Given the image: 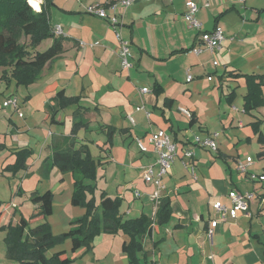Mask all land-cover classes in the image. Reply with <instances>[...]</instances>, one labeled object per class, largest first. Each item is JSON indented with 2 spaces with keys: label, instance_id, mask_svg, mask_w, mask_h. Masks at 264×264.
<instances>
[{
  "label": "crops",
  "instance_id": "crops-1",
  "mask_svg": "<svg viewBox=\"0 0 264 264\" xmlns=\"http://www.w3.org/2000/svg\"><path fill=\"white\" fill-rule=\"evenodd\" d=\"M63 1L69 5L78 0ZM189 1L200 5L196 16L203 23L202 30L211 31L216 26L224 29L220 48H206L199 38L200 30L186 22ZM44 2L40 5L36 0L38 10ZM91 3L109 7L108 14L117 15L122 22L117 28L131 41L132 65L122 67L119 38L107 19L73 6H60L66 11L50 9L53 26L65 23L62 28H69L63 52L44 66L35 82L23 85L27 92L21 99L17 96L23 116L0 103V264H8L5 227L18 223L22 216L30 218L40 207L32 201L33 193L52 191L54 213L57 192L53 185L64 182L70 201L63 218L65 229L82 215L72 203L70 172L47 160L56 147L70 140L77 147L89 145L98 161V176L103 161L108 162L107 174L114 170L118 177L116 191L102 188L97 196L96 189L95 196L97 203L102 192L121 197L124 219L142 214L155 219L161 199L170 198L171 218L162 225L154 224L144 237L148 264H264V205L251 202L236 217L229 215L226 219L219 218L214 207L217 202L231 205L229 193L234 190L264 194L261 180H252L237 169L238 159L250 156L254 162L248 172L264 173V142L259 141L260 132H264V104L250 112L245 110V75L264 74V0H134L129 6L118 0ZM111 3L117 6L111 7ZM72 17H80L82 22L91 17V25L75 27L70 23ZM197 47L202 50L196 52ZM69 50L71 59L67 58ZM230 71L239 75L230 76ZM61 73L80 77V93L68 94L67 86L58 89L61 83H68L61 80ZM190 73L193 79L188 81ZM87 76L89 84L83 79ZM39 81L35 101L30 88ZM0 82L4 84L2 93L16 84L2 78ZM141 87L149 91L141 93ZM62 89L68 96H78V101L59 107L57 93ZM180 107L190 109L193 116L181 112ZM107 125L115 128L112 142L107 141ZM158 130L173 136L178 156L163 178L165 188L157 204L152 195L156 187L144 175L149 166L158 168V154L148 141V134ZM214 132H218L217 151L193 142L195 135ZM137 137L148 151L139 148ZM95 143L101 156L94 154ZM254 144L255 155L249 152L244 157L242 148ZM23 147L32 148L33 153L26 167L14 173L8 166L16 162L15 152ZM186 148L195 152L192 158L184 155ZM49 216L30 221L36 225L47 220L54 226L55 217ZM210 226L215 230L212 240L207 235ZM105 234L101 239L98 235L92 247L83 248L81 254L90 264H130L123 250L127 235L123 231ZM139 256L143 258V252Z\"/></svg>",
  "mask_w": 264,
  "mask_h": 264
},
{
  "label": "trees",
  "instance_id": "trees-1",
  "mask_svg": "<svg viewBox=\"0 0 264 264\" xmlns=\"http://www.w3.org/2000/svg\"><path fill=\"white\" fill-rule=\"evenodd\" d=\"M41 10L34 9L30 0H0V68L1 77L7 83L15 81L17 85H29L35 82L44 66L57 58L64 50L65 35H57L51 22L49 5L54 0H44ZM47 37H52L51 45L44 51L35 50ZM29 39V44L22 41ZM229 75L239 73L230 71ZM248 93L245 96V110L250 112L264 104V74L245 75ZM58 106L67 107L76 103L78 96H68L64 90L57 93ZM194 118H192V121ZM255 122L253 126L258 130ZM78 123L74 126L77 128ZM107 141L112 142L115 128L105 127ZM175 140V139H174ZM259 141L264 142V132H260ZM17 160L8 166L16 173L26 167V160L32 155L30 147L18 148ZM264 154V151H262ZM47 160L64 172H72L74 189L72 203L86 208L85 214L71 221V228L64 233L55 234L51 224L45 220L30 226L31 219L47 218L53 211V193L48 190L42 194L33 193L31 199L40 207L30 218L21 217L16 224L5 227L8 264H76L65 249L51 255L46 250L56 242L67 238L72 240V250L81 247L90 249L94 238L101 232L118 233L123 231L128 239L123 243L130 264H148V253L144 247V237L150 234L154 224L162 225L172 216L170 198L163 197L158 206L155 219L146 214L124 219L121 212L122 198L101 193L97 203L98 161L93 157L88 144L77 147L70 140L65 146H58ZM1 205V203H0ZM143 252V258L139 256Z\"/></svg>",
  "mask_w": 264,
  "mask_h": 264
},
{
  "label": "built area",
  "instance_id": "built-area-1",
  "mask_svg": "<svg viewBox=\"0 0 264 264\" xmlns=\"http://www.w3.org/2000/svg\"><path fill=\"white\" fill-rule=\"evenodd\" d=\"M37 1L40 2L39 3L40 5L43 2V0H37ZM133 1L134 0H118V2L123 4L124 6L131 5ZM231 1L232 2L237 1L243 3L245 0H231ZM187 5H188V9L184 14V18L189 26L195 27L196 29L200 30L199 38L202 41L203 45L206 48L210 49L211 51L220 48L223 40L225 39L224 29L221 26H216L211 31L202 30L203 23L196 16L200 8V5L195 1H189ZM116 6H117L116 3H111V7H116ZM89 10L91 13H94L105 19H109L110 17L108 14L107 7L91 6ZM109 21L112 27H114L119 38L118 55L121 59V65L124 69H128L132 65L130 61L131 41L130 39L123 37L120 30L117 28L119 25L117 24L119 23V18L117 15L110 18ZM54 31L57 35L64 34L63 28L60 24L54 26ZM201 50L202 47L195 48L196 52ZM215 63H217V61H215ZM192 79H193V75L191 73L188 74L187 80L191 81ZM140 91L141 93H146L149 91V88L141 87ZM10 104L13 105V107L19 112L21 116H23V113L20 111L19 108L20 104L17 96L14 97L11 94L6 99H4L3 101L4 106H8ZM180 111L189 117L193 116L192 111L188 108L180 107ZM147 114L149 116L150 112H147ZM217 135L218 132L210 133L209 135H195V137L193 138V142L197 146L207 147L212 151H217L218 150V144L216 141ZM136 141H137V145L142 151H148L146 144L141 140L140 137H137ZM148 141L150 144L153 145L154 151L158 154L157 157L158 168L155 170L153 166H149L146 170L144 177L147 182L155 185L156 189L152 195L156 203L158 204L161 199L162 191L165 188L163 178L165 175L171 172L173 168V164L178 156V149H177V143L175 142L173 136L164 130L151 131L148 134ZM184 155L189 158H192L195 155V152L193 151V149L186 148L184 149ZM253 162L254 161L250 156L246 157V159L239 158L237 169L241 172L248 173L250 179L254 180L258 178V180H261L264 183V173L260 175H256L248 172V166ZM192 170H194L193 166H192ZM136 194H139V192L137 191ZM229 197L232 201L231 205H227L221 202H217L214 204V207L219 213V218L226 219L227 216L229 215L232 217H236L238 215L239 210L247 209L250 203L254 201H258L260 205H264V194H260L256 190H248L245 192L234 190L229 193ZM15 205L16 204H14V206ZM214 234H215L214 227L210 226L207 230V235L210 240L213 239Z\"/></svg>",
  "mask_w": 264,
  "mask_h": 264
},
{
  "label": "rangeland",
  "instance_id": "rangeland-1",
  "mask_svg": "<svg viewBox=\"0 0 264 264\" xmlns=\"http://www.w3.org/2000/svg\"><path fill=\"white\" fill-rule=\"evenodd\" d=\"M79 1L80 0L72 2V3H68L69 5H65L66 3L63 0H54V3L49 5V9H53V11H66V10H62L60 8V6L64 5V6H67L69 8H71L70 6H73L74 9L80 8L81 9L80 11H88L89 13H91L90 10H89V8L91 6H95V7L103 6V7H106L105 5H102L100 3H91V0H82L80 2ZM30 3H32L33 5L34 4L37 5L36 0H31ZM108 8L109 7H107V10H109ZM34 9L38 10L37 6H35ZM113 16H115V15L110 16L109 19L112 18ZM80 19H81L80 17H72L71 18L72 21L70 23L73 24V26H75V27H80L81 25L82 26L91 25V17L90 18L86 17L85 18V22H82ZM109 19H107V21L110 23ZM121 23L122 22L119 19V23H117V24L121 25ZM64 24L65 23H63V24L61 23L60 25L61 26H65ZM55 25L56 24H54V26ZM64 29H63V32H64L63 35H65V33H69V28L64 27ZM71 35H74V32L71 31ZM75 36H77V35H75ZM22 41H25L27 44H29V39L28 38H23ZM51 42H52V37H47L37 46V49H35V50L44 51L51 45ZM71 54H72L71 50H69L68 53H67V56H68L67 58L68 59H71ZM71 66H67V68H70ZM1 73H2V68H0V77H1ZM45 73H46V70H45ZM74 77H76V79H73ZM60 78L64 82H66L68 80V83H61L63 85H60V87L58 89H60V88H62L64 86H67L68 94L80 93V88H81V85L83 84V81L80 80V77H77L75 75L70 76L69 74L61 73ZM83 79H85L87 84H89L88 82H90V81H88V76L83 78ZM0 80H1V78H0ZM40 81L35 86H32L30 88V90L35 93V101H37V99H38L37 91L41 87L39 85L41 83ZM16 85L17 84H15L14 87H11L8 91H6V93H2L3 92L2 89L4 88V84H2L0 82V88H1V90H0V101L1 102L0 103H1V105H3L4 99H6L9 95L12 94V96H14V97L18 96L21 99L24 96V94L27 92L28 89L25 86H23V85H17L16 86ZM55 90H53L52 92H55ZM87 92L89 93V95L91 97V86L88 87ZM89 100H91V98H89L88 101ZM6 108H10L11 110L14 109L12 104L6 106ZM244 117H246L245 114H243V118ZM3 127H5V126H3ZM3 127H2V129H3ZM255 148H256L255 144L254 145H250V146H244L241 151L243 152L242 154L244 155V157L249 152L253 153L255 155V153H254ZM92 149L95 152L94 154L96 156H101V155H98L99 154V147L97 146L96 143L93 145ZM205 149L212 151L211 149H209L207 147H205ZM218 159H219V161L221 163H224L223 159H220V158H218ZM106 163H108V162H104L103 161L102 164H100V168L101 169L99 170V176L97 178V180H98L97 181V185H98V188H97V194L98 195L97 196H99L102 188L106 189V190L108 189V191L110 193H114L116 191L115 185H117L118 177H117L116 173L114 172V170H110L108 172V174H107V171H106L107 168L105 167ZM105 173H106V175H105ZM70 174H71V177H72V182L74 183V178L72 176V172H70ZM53 189L55 190V192H57V194H56V201H55V212L51 213L55 217L53 219V221H52V222H55V225L54 226L51 225V229H52V231L55 234L64 233V232H67L71 228V223H70V225H66V226H68L67 229H65V225L63 224V218H65V214L67 215L68 206H69V203H70L69 198L67 197V195L69 194V189H68V187L66 186V184L64 182L54 183ZM8 201H10V200H8ZM76 209H81L82 215L85 214L86 208L84 206L76 205ZM25 210L26 211L29 210V207L27 205L25 207ZM51 214H50V216H52ZM82 215H80V216H82ZM50 216L48 218H50ZM30 226H35V225L30 223ZM63 226H64V228H63ZM98 235H101L98 238V239H101L106 234H105V232H101V233L97 234L95 236V238ZM95 238H94V241H95ZM65 248L67 249L69 256L71 258H74V262L76 264H90L88 259L85 258L84 255L81 254L82 253L81 251L83 250V248H86V247H81L78 250L73 251L72 250V240H71V238H67V239L63 240L62 242H56L53 246H51L50 248H48L46 250V254L47 255H51L55 251L61 250V249H65ZM118 250L119 251L121 250L120 245L118 247ZM91 264H93V262H91Z\"/></svg>",
  "mask_w": 264,
  "mask_h": 264
},
{
  "label": "snow or ice",
  "instance_id": "snow-or-ice-1",
  "mask_svg": "<svg viewBox=\"0 0 264 264\" xmlns=\"http://www.w3.org/2000/svg\"><path fill=\"white\" fill-rule=\"evenodd\" d=\"M33 6L35 7V6H37V5L34 4Z\"/></svg>",
  "mask_w": 264,
  "mask_h": 264
},
{
  "label": "clouds",
  "instance_id": "clouds-1",
  "mask_svg": "<svg viewBox=\"0 0 264 264\" xmlns=\"http://www.w3.org/2000/svg\"><path fill=\"white\" fill-rule=\"evenodd\" d=\"M30 2H31V0H30Z\"/></svg>",
  "mask_w": 264,
  "mask_h": 264
}]
</instances>
